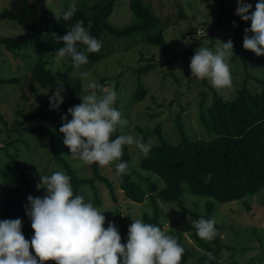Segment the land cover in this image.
Wrapping results in <instances>:
<instances>
[{
	"label": "trees",
	"instance_id": "16d2710c",
	"mask_svg": "<svg viewBox=\"0 0 264 264\" xmlns=\"http://www.w3.org/2000/svg\"><path fill=\"white\" fill-rule=\"evenodd\" d=\"M117 1L99 0L89 9L76 5L74 15L69 20H64L60 13L69 4L64 5L55 15L42 0H37V4L31 0H8V6L0 10V20L15 21L23 28L24 32L13 37L0 36V43L7 49H11L19 47L20 40L27 36L40 35L46 43L47 56L55 57V50L63 46L57 37L65 35L77 21H83L86 30L98 40L105 34L114 37L141 34L143 41L154 44L162 50L169 48L170 42L165 38V30L161 27L162 16L155 13L145 0H128L131 20L122 26L111 24L108 19ZM172 5L180 10L178 11L180 17L184 16L179 4L175 2ZM34 10L35 16H31L30 11ZM251 10H254V5ZM234 18H239V16L234 14L226 21L230 22ZM221 21L218 19L216 22ZM77 47L79 50L85 51L91 63L104 56L100 51L87 52L83 44L78 43ZM189 53L191 57L194 54L193 50ZM245 53L247 56L257 58L264 67V56H256L252 51L246 49ZM240 57L245 71L242 80L230 95L225 96L223 93H219L218 89L209 85L206 79H202L203 90L199 103V121L205 131L202 137H189L179 115L176 126L180 138L174 143L169 141L163 133L161 123L146 130L139 127L144 143L152 136H156V139L150 143L151 149L147 154L139 151L137 168L130 161L129 145H124L122 156L119 159L128 162V169L120 176L115 175L113 179L102 173L101 166L97 163H92L90 176H77L69 161L56 147L55 133L47 129L46 124L38 121L61 118L69 107L77 105L73 101L66 102L63 92L64 99L60 105L61 109L56 111L49 108V101L43 99L39 91L41 89L52 91L54 86L61 82L44 66L40 58L29 68L30 77L26 86L39 100L41 109L29 113L19 109L17 114L20 118H16L9 125L0 116L4 125V128H0V134L9 137V133L14 130L17 131V134L36 132L48 138L52 158L70 176L74 194H79L80 188L86 187L96 206L102 203L99 183H103L114 204L118 203L117 195L120 194L118 193L120 191L123 197L132 203H140L148 199L151 212H142L141 219L146 223L156 224L162 229V216L158 201L163 204L175 203L179 210L185 211L191 218L186 229L197 252L189 249L184 250L181 260L186 254H189L191 260L188 264H248L254 260L255 256H260L259 253L245 262L237 261L235 259L236 252L243 251L242 249L245 247L229 246L221 236V224L215 221L216 235L213 239L207 240L197 235L192 223L200 217L213 218L212 213L217 208V203L244 200L264 188V80L254 77L249 72L243 53L240 54ZM67 60L71 62L70 59ZM140 60H145L146 63L130 68L137 75L134 91L136 99H141L146 94L140 77L155 66L153 58L142 53ZM70 64L73 66L72 62ZM65 74L66 72L63 71L60 78L68 87ZM17 80L15 76L0 78V82L3 83H15ZM115 80H118L116 76ZM248 80H254L259 85L248 84ZM60 126L61 124L48 127L59 129ZM119 134H121L120 130L114 133V135ZM14 142L16 139L8 141L0 139V150L8 158L1 167L0 179L5 192L1 194L0 219L21 218L22 233H29L32 236L33 230L27 223L24 205L28 195L35 197L37 185L34 183V178L37 172L34 171L31 164L23 162L19 155L8 151L7 147ZM208 173L212 174L210 178H207ZM188 194L200 196L205 201V213L183 207L182 199L184 195ZM119 234L121 243H124L127 238L125 235L127 228L122 226ZM167 235L174 237L179 244L181 243L183 236L179 230L168 231ZM227 247H231L232 252L223 261L224 249ZM209 253L213 257L211 260L208 259ZM44 264H55V262L49 260Z\"/></svg>",
	"mask_w": 264,
	"mask_h": 264
},
{
	"label": "rangeland",
	"instance_id": "374dc122",
	"mask_svg": "<svg viewBox=\"0 0 264 264\" xmlns=\"http://www.w3.org/2000/svg\"><path fill=\"white\" fill-rule=\"evenodd\" d=\"M37 4V0H31ZM55 15L61 8L72 3V0H42ZM99 0H77L76 5L89 9ZM150 8L162 16L161 27L165 30V38L170 42L167 50H162L154 44L147 43L141 39V34H132L127 37H114L103 35L100 38L102 47L99 50L104 56L98 61L91 63L89 60L81 66H70L67 59L57 60L55 57L47 56V46L40 35L27 36L21 39V45L16 48L7 49L0 43V78L17 77L15 83L0 82V116L8 123L20 118L17 110L23 109L26 113L41 109L39 100L30 90L26 83L30 77L29 68L40 58L44 66L60 80L64 85V97L66 102L73 101L79 104L81 96L87 94L86 83L95 79L100 85L114 89L117 98L114 106L121 112L122 118L127 121L126 125L118 126L117 130L123 133H131L141 137L139 127L146 130L161 123L165 136L171 142H177L180 138L176 120L179 115L181 122L189 137H202L205 133L199 121V103L203 90L202 79L191 75L189 62L191 54L199 47H208L215 50L219 42L231 39L233 42V56L227 57L230 66L232 86L219 89V93L225 96L233 93L235 87L242 80L244 74L243 61L240 54L243 53L248 64V70L254 77L264 80V67L259 60L247 56L242 47L244 29L250 26V21H242L234 18L227 22L229 17L235 14L236 0H145ZM177 3L181 7L184 16L178 15L177 8L172 4ZM255 5L256 0H246ZM8 6V0H0V10ZM128 8V0H118L109 16L111 24L122 26L131 19ZM35 16V10L30 11ZM221 19V22H216ZM234 22V23H233ZM23 28L11 19L0 20V36L13 37L23 33ZM251 35V33H249ZM218 40V41H217ZM152 57L155 66L140 77L146 94L141 99H136L134 91L137 84V75L130 68L143 65L145 60H140V55ZM70 68V69H69ZM68 69V70H67ZM65 71V80L68 87L61 80L60 75ZM87 73V76H83ZM120 75H117V74ZM118 78V80H115ZM103 79V80H101ZM207 80V79H206ZM208 81V80H207ZM258 86L254 80H248V84ZM208 84L210 82L208 81ZM213 87V86H212ZM215 88V87H213ZM41 97L49 101L52 91L41 89ZM56 109V111L60 110ZM67 119H71L68 115ZM39 122L46 124L47 129L55 133L56 147L67 159L74 169L75 174L80 177L90 176L92 164L73 158L69 149L63 144V134L59 129L49 128L50 125L62 124L61 118L40 119ZM0 128H4L0 117ZM9 137L0 134V139L8 141L16 139L7 149L16 153L26 164H31L37 172L34 183H40V176L51 175L55 171H64L57 164L49 151V139L36 132H23L17 134L12 130ZM114 135V134H113ZM113 137H110V139ZM156 136L147 139L146 143H152ZM130 161L137 168V156L139 150L134 145H129ZM8 160L6 154L0 150V176L1 167ZM101 166V165H100ZM101 172L115 176V161L109 165L101 166ZM66 174V173H65ZM102 203L94 205L105 216L104 227L109 221L113 222L119 232L122 226L128 228L131 219H141L142 212H151L148 199L140 203H132L123 197L122 192L117 195L118 203L111 201L109 192L103 183H99ZM37 187V186H36ZM36 196H43L44 189L35 188ZM5 190L0 179V200ZM79 194H83L86 200H92L88 189L82 187ZM162 216V230L167 234L171 230H179L182 233L180 245L184 250L197 252L194 242L190 239L186 226L191 222L190 216L173 203L163 204L158 201ZM182 205L186 209L205 213V201L197 195H184ZM212 213L216 222L222 225L221 236L229 246L245 247L235 254L237 261L245 262L253 255L254 260L248 264H264V188L252 197L244 200L217 203ZM118 211V213H117ZM27 223L30 219L27 217ZM253 227L255 231L253 232ZM25 239H30L29 233L23 234ZM127 236V234H125ZM247 247V248H246ZM30 252L32 249L30 248ZM231 247L224 249V260L231 253ZM191 256L186 254L180 264H188Z\"/></svg>",
	"mask_w": 264,
	"mask_h": 264
},
{
	"label": "clouds",
	"instance_id": "9594fccd",
	"mask_svg": "<svg viewBox=\"0 0 264 264\" xmlns=\"http://www.w3.org/2000/svg\"><path fill=\"white\" fill-rule=\"evenodd\" d=\"M76 3L77 0H72L60 13L64 20L74 15ZM236 5L235 14L242 21H250V26L244 29L242 47L256 56H264V0H256L254 10L246 0H236ZM57 39L63 46L55 50V58L70 59L74 66L88 62L85 51L78 49V43L83 44L87 52H97L102 47V42L90 35L83 21H77ZM218 42L215 50L203 46L196 49L190 58L189 69L192 76L207 79L219 90L232 86L226 58L233 56V42L231 39ZM85 91L87 94H79L81 102L69 107L61 116L59 132L63 134V144L73 158L88 165L105 166L117 161L115 175L120 176L128 169V162L119 159L123 146L134 145L147 154L151 144L123 131L113 135L118 126L127 124L114 106L117 98L114 89L91 79L86 83ZM63 92V84L54 86L49 96L50 109H59ZM68 115L71 119H67ZM211 175L208 173L207 178ZM70 180L63 171L40 176L37 189L43 188L45 194L28 195L24 205L33 230L30 239H25L22 233L21 218L0 219V264H44L49 260L55 264H180L184 248L160 226L142 219H131L126 241L121 243L115 224L109 221L104 227L103 212L83 194H74ZM192 223L200 238L211 240L215 237L214 218L200 217ZM208 259H213L211 253Z\"/></svg>",
	"mask_w": 264,
	"mask_h": 264
}]
</instances>
